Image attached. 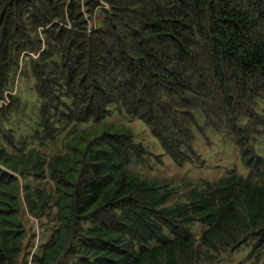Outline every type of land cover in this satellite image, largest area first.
Listing matches in <instances>:
<instances>
[{
    "label": "trees",
    "instance_id": "16d2710c",
    "mask_svg": "<svg viewBox=\"0 0 264 264\" xmlns=\"http://www.w3.org/2000/svg\"><path fill=\"white\" fill-rule=\"evenodd\" d=\"M22 63L38 99L24 141L2 129ZM116 112L179 166L207 128L264 171V0H0V264H199L251 238L263 255L264 184L231 172L175 202L133 170L153 154ZM25 210L46 239L33 254Z\"/></svg>",
    "mask_w": 264,
    "mask_h": 264
},
{
    "label": "rangeland",
    "instance_id": "374dc122",
    "mask_svg": "<svg viewBox=\"0 0 264 264\" xmlns=\"http://www.w3.org/2000/svg\"><path fill=\"white\" fill-rule=\"evenodd\" d=\"M90 21L96 23L95 18ZM21 66L23 67L22 73L16 74L14 89L12 90V94L17 93V106L9 110V120H6L2 129L8 135L19 131L23 135L24 141L30 136L28 128L33 124V119L36 117L38 99L30 69L25 67V63H22ZM108 121L129 127L133 131L136 141L143 144L153 154L152 157H146L144 163L133 164L132 168L148 181H156L159 184L169 183L171 190L174 191L175 202H183L187 193L200 186L203 181L215 182L228 176L231 172L252 179L255 183L264 184L263 169L257 175L244 164L239 146L230 131L219 133L206 128L207 133L201 134L195 130L197 156L193 158L192 162L179 166L164 151L152 130L142 121L131 119L127 115L125 117L117 112ZM254 139L257 153L264 157V127L257 131ZM0 141L4 142L2 137ZM14 141L16 142V140ZM42 150L45 154H50L53 151L50 146ZM188 184L190 186H187ZM24 220L30 237L36 236L34 248L31 250V254H33L36 247L45 242L46 239L41 234L40 223L32 218L26 210L24 211ZM205 228L203 224L196 223L192 228V233L199 240ZM255 242L256 240L251 238L238 249L228 252L207 251L209 254L199 264H264V251L260 257L258 253L251 254Z\"/></svg>",
    "mask_w": 264,
    "mask_h": 264
},
{
    "label": "built area",
    "instance_id": "2783aa9c",
    "mask_svg": "<svg viewBox=\"0 0 264 264\" xmlns=\"http://www.w3.org/2000/svg\"><path fill=\"white\" fill-rule=\"evenodd\" d=\"M104 7H106V6H104ZM90 27L92 28L91 30H94L96 28V23L95 22L93 23L90 21Z\"/></svg>",
    "mask_w": 264,
    "mask_h": 264
}]
</instances>
